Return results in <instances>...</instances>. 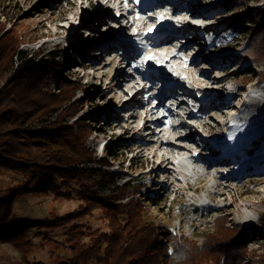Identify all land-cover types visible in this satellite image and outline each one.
<instances>
[{"label":"rangeland","instance_id":"374dc122","mask_svg":"<svg viewBox=\"0 0 264 264\" xmlns=\"http://www.w3.org/2000/svg\"><path fill=\"white\" fill-rule=\"evenodd\" d=\"M103 1L0 0V21L4 23V31L14 30L21 36L20 49L30 55L39 54L37 58L43 56L46 60H52L60 66L64 78L78 85L76 97L83 101V106L76 117H88L92 121L93 132L87 145L99 160L108 158V166L100 169L113 173V180L118 186L127 184L130 188L129 195L140 191V195L136 194L135 197L143 198L149 219L162 228L201 242L203 234L211 231L216 212L220 211L226 213L233 223L243 224L247 233H253L259 226V221L252 226L241 221L257 215L259 219L264 212V183H258L264 179V139L261 140L264 137V32L260 34L263 38L261 46H251L250 41L252 36L257 37L264 29L257 27L264 21V0H247L230 7L224 6L228 0H162L168 8L166 13L178 10L181 14L192 8L201 12L207 20L185 21L176 12L175 22H170L171 28L166 35L168 39H174V42L172 46L160 50L152 47L151 42L143 36L150 24L139 29L140 21H135L128 31L120 32L126 25L122 24L124 17H115L117 12H124L125 8L135 11L136 16H139L144 10V7L140 8L143 0H128L121 11L111 9L112 11L96 19L97 7ZM112 7L113 5H107L108 10ZM147 13L142 16V20L146 19ZM247 13L262 14L260 23L251 22L244 31L232 32L230 28L234 17ZM103 20L118 21L119 25L109 34V42L101 45L99 42L106 35V29L101 23ZM75 29H78V34L74 33ZM136 31H139L140 37L124 39V35H134ZM194 41L193 48H185ZM178 44L183 50L173 56L171 49ZM109 47L111 51H108ZM97 51L98 57L93 60ZM198 51L200 55L197 56L195 53ZM107 53L110 56L107 57ZM123 57H132L127 67L126 62L121 60ZM89 66L93 67L88 70ZM153 74L159 75L158 80H150ZM247 76L253 77L248 84L244 80ZM92 77L94 80L91 81ZM113 77L118 83L125 77L133 78L134 87H123L117 94L109 93L108 89L114 83ZM196 78L198 80L193 81ZM142 87L145 91L139 94L137 91ZM168 87L178 88L173 101L176 105L185 101L186 106L180 109V113L192 116L187 120L168 112L170 117L167 119L164 117L165 109L162 104L159 114L145 118L147 123L143 126L147 103L154 105L162 101L159 98L149 101L148 97L152 93L161 95ZM54 88L51 84V89ZM131 98L133 101L122 108V104ZM219 101L228 104L222 108L227 118L215 116V110L209 108L210 104ZM256 106H261L262 109L258 115L259 122L254 126L240 128V123L231 117L254 114ZM207 112L209 116L205 114ZM132 114H136L138 119L133 123L127 122ZM160 116L164 117L163 122L152 125L151 122ZM76 117L68 116L67 124ZM183 121L185 127L171 134L170 138L196 134L194 143L198 146H207L197 134L200 129L215 135L228 132H244V135H247L245 131L249 133L247 140L251 145L242 149L235 157V163L240 166L238 169L243 176L234 177V190H229L218 200H212L206 195L207 187L214 183L210 178L206 182H200L202 188L195 195H190L183 188L185 173L202 178L203 171L202 165L192 169V160L186 158L187 154L176 155L172 164L163 166L158 165L157 159H151L152 149L142 147L148 141L156 140L161 130ZM256 143L258 146L254 152L246 155L247 150L253 149ZM192 150L194 157L198 156L199 149L195 145ZM206 151L214 154L209 147L201 153L207 154ZM202 161L206 165V158ZM228 161L233 163L230 159ZM154 166L159 167L157 176L150 175ZM195 168L200 169L199 173ZM167 170L169 173L163 172ZM216 170H211V176ZM100 191L103 195L109 194L106 188H101ZM208 192L213 197L217 190L210 187ZM153 196L156 198L153 199ZM189 198L195 205H191ZM78 203L75 197L69 201H57L50 196H30L20 199L16 211L22 218H28L33 223L48 218L51 211L61 217L77 209ZM154 203L158 205L153 206ZM100 215V211L96 209L77 222L92 229L102 228ZM67 226L50 231L39 230L33 223L28 236L33 245L28 259L48 264L54 255L62 254ZM43 234L54 243L43 241ZM247 243L257 253L264 249V239L254 237L248 239ZM19 258L18 252L11 246L0 244V264H18ZM242 264L258 262L247 257Z\"/></svg>","mask_w":264,"mask_h":264},{"label":"trees","instance_id":"16d2710c","mask_svg":"<svg viewBox=\"0 0 264 264\" xmlns=\"http://www.w3.org/2000/svg\"><path fill=\"white\" fill-rule=\"evenodd\" d=\"M246 1L228 0L224 6ZM261 17L237 15L230 29L244 31ZM262 23L257 27L264 28ZM3 29L0 21V244L18 252V264H44L28 259L33 223L50 231L68 225L64 252L48 264H242L247 257L264 264V249L257 253L247 243L254 237L264 239V212L253 233L230 221L226 213L216 212L212 229L201 242L149 219L143 198L135 197L140 191L129 195L127 184L118 186L113 173L100 169L108 166V158L99 160L87 145L92 121L76 117L83 106L76 97L78 85L64 78L52 60L20 49L21 36ZM262 32L250 38L251 46H261ZM244 80L248 84L253 77ZM68 116L76 118L67 124ZM101 188L109 194L103 195ZM30 196L57 201L75 197L79 205L61 217L51 211L48 218L32 223L16 211L20 199ZM96 209L102 228L79 225V218ZM43 239L54 243L45 234Z\"/></svg>","mask_w":264,"mask_h":264},{"label":"bare ground","instance_id":"6f19581e","mask_svg":"<svg viewBox=\"0 0 264 264\" xmlns=\"http://www.w3.org/2000/svg\"><path fill=\"white\" fill-rule=\"evenodd\" d=\"M128 0H104L98 7V11H97V17L96 19H99L102 15H106V13L108 11H112V10H108L107 5H113L112 9L114 10H118L121 11L122 8L125 6L126 2ZM167 5L164 4V2L162 3V0L160 2H153V3H149L148 5H146L144 7V10L141 11V14L139 16H136L135 11L132 12L131 15L135 14V17L133 19V21H140L139 23V29H143L144 27H146L148 24H151L154 22V18H146L142 20V16L145 15L146 12H154L156 10H167ZM176 12L179 13V11L174 10L173 12H169V15L171 14H175ZM180 14V13H179ZM184 17L185 21H205L207 20V18L202 15L201 12H199L197 9H188V10H184L181 12V14ZM174 16V15H173ZM120 17V16H119ZM134 22L132 23V25H130L128 27L125 26L121 29L120 32H126L128 31L129 28H132ZM102 23V27H105L106 29V35L100 40V44H104L105 42H109L108 39H110L108 36L109 34L113 31L114 28H116L117 25H119L118 21H101ZM160 31H162V29H160ZM139 32V31H138ZM137 32V33H138ZM75 34H78V29H75L74 31ZM140 35V34H138ZM136 35V36H138ZM135 35H124V39L126 40H130L132 38L136 37ZM162 37L161 39H159L157 41V43L155 44V49L156 50H160L162 48H166V47H170V45L172 46L174 39H168L167 36L165 34L162 33ZM195 44V41L193 43H189L187 44V46L185 47L187 48H193ZM183 50V48H179L177 51V54H179L181 51ZM108 51H111L110 47L108 48ZM111 53V52H110ZM110 53H107L106 56H110ZM95 55L93 56V60H96V58L98 57V51L94 53ZM195 55H200V51H198L197 53H195ZM122 61L126 62L125 67H127L130 64V61L132 60V57H123L121 59ZM111 62H109L110 64ZM108 64V65H109ZM93 66H89L87 69H91ZM120 77H122L123 75H119ZM159 75L153 74V76H151L150 80H158ZM94 80V77L91 78V81ZM197 81L198 78L194 79L193 81ZM113 85L111 86L110 89H108L109 93H114L117 94L123 87H127V89H131L133 86V78H128L125 77L122 79L121 83H118L115 81V77H113L112 79ZM221 82V81H219ZM218 82V84H219ZM178 88L175 87L171 90V95L170 98L172 99H176V95ZM145 91V88H141L139 89V91H137L139 94L143 93ZM137 93V94H138ZM187 93V92H186ZM158 95V94H156ZM232 100V99H229ZM133 101V98H131L130 100L124 102L122 104V108L126 107L128 102ZM160 101L157 104H154L151 108L147 109L145 112V116H143V126L147 123L146 119L148 116H153L156 114H159V112L161 111V106L162 103L164 102ZM228 104L226 102H222L219 101L216 104H210L209 108L214 109L215 112V116L219 117V118H227L226 114L222 111V108L224 106H227ZM186 104L183 102H180L178 104V109H181L183 107H185ZM261 106H256V112L253 114H245L242 116H231L235 121L239 122V127L240 128H245L247 125L249 126H254L259 122L258 119V115H259V111L261 110ZM206 115L209 116V113H205ZM163 116H160L158 118L155 119V121L151 122V124L153 125L154 123H158L160 124L161 122H163ZM138 119V117L136 116V114H132L128 119L127 122H131L133 123L134 120ZM188 120V118H187ZM243 122V123H241ZM185 127L183 125V122H181L178 125H175L173 127H169L167 129H163L158 133V138L154 141H148L146 144H143L142 147L144 149H152V154H151V159H157L158 160V165H163V166H167L168 164H172L173 159L175 158L176 155H180L181 153H185L187 154V157L190 161L192 160V169L193 167H196L197 165H202L203 166V171L201 173V177H202V181L206 182L209 178L214 180V183L210 186L207 187V196L209 198H211L212 200H218L222 197H224L229 190H234V187L232 185V181L235 179L233 176H231V174H224V170H228L231 169L232 167H234L231 162L229 163L228 159L223 158L222 156L218 155V152L216 150H212L214 154H212L211 156H213L212 160H207L206 165L204 164V162L202 161L203 157L202 153L206 148H208L207 146H198L197 144L194 143V137L196 136V134L194 135H178V136H174L170 138L171 134H175L178 132L179 129ZM191 128H193L191 126ZM146 137H149V135H147ZM193 145H195L198 149L199 152L201 154H197L198 156L194 157L193 154V150L192 147ZM222 154V153H221ZM258 155V154H257ZM164 168V167H163ZM161 168V169H163ZM216 168V173L214 175L211 176L210 172L212 169ZM165 169V168H164ZM196 169V168H195ZM194 170V169H193ZM200 169H196V172L199 173ZM159 167H153L152 170L150 171V175H154L157 176L159 174ZM164 173H169V171H163ZM141 176V175H139ZM259 184L264 183V179H261L259 182ZM213 188L217 190V193L214 194V196L212 197L211 195H209V189ZM258 221V215L257 216H253V217H246L245 219H243L241 222L248 225V226H252L255 223H257ZM243 225V224H242Z\"/></svg>","mask_w":264,"mask_h":264},{"label":"snow or ice","instance_id":"6c2138e0","mask_svg":"<svg viewBox=\"0 0 264 264\" xmlns=\"http://www.w3.org/2000/svg\"><path fill=\"white\" fill-rule=\"evenodd\" d=\"M149 31H151V29H149Z\"/></svg>","mask_w":264,"mask_h":264}]
</instances>
